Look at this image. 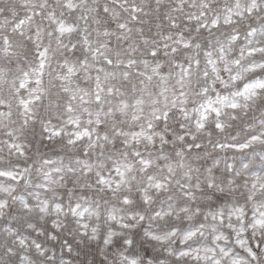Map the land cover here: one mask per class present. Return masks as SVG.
<instances>
[{
  "label": "snow or ice",
  "instance_id": "snow-or-ice-1",
  "mask_svg": "<svg viewBox=\"0 0 264 264\" xmlns=\"http://www.w3.org/2000/svg\"><path fill=\"white\" fill-rule=\"evenodd\" d=\"M0 264H264V0H0Z\"/></svg>",
  "mask_w": 264,
  "mask_h": 264
}]
</instances>
